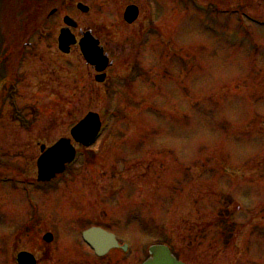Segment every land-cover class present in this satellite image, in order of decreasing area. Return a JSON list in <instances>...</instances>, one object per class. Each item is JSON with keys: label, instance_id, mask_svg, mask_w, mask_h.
I'll return each mask as SVG.
<instances>
[{"label": "rangeland", "instance_id": "374dc122", "mask_svg": "<svg viewBox=\"0 0 264 264\" xmlns=\"http://www.w3.org/2000/svg\"><path fill=\"white\" fill-rule=\"evenodd\" d=\"M62 1L34 0L41 6L33 21L28 0L0 4L7 48L18 58L32 35L31 52L48 54L69 14L97 33L116 70L91 97L93 74L73 53L67 60L83 75L82 100L65 102L53 85L47 94L27 77L17 102L22 122L2 108L0 264H17L20 252L39 264H142L154 244L169 245L185 264H264V0H67V11L49 20ZM131 3L142 8L139 34L118 19ZM147 5L158 36L144 24ZM53 58L50 66L25 61L19 73L64 76L57 68L65 62ZM132 64L143 71L135 82ZM88 113L101 117L100 140L77 145L75 166L37 184L38 144L70 137ZM94 226L129 252L94 257L81 238ZM47 233L53 243L44 242Z\"/></svg>", "mask_w": 264, "mask_h": 264}, {"label": "water", "instance_id": "95a60500", "mask_svg": "<svg viewBox=\"0 0 264 264\" xmlns=\"http://www.w3.org/2000/svg\"><path fill=\"white\" fill-rule=\"evenodd\" d=\"M79 8L83 12H88V8L83 5H79ZM126 20L130 23L134 22L138 17V10L135 7H129L126 11ZM66 22L69 24V20ZM60 50L68 53L69 47L75 44L74 37L69 34L68 30H63L59 39ZM82 52L85 60L91 66H94L98 72H104L112 63L101 48H99V42L93 39L91 36L81 42ZM99 82L105 80V76L97 78ZM101 128V121L97 114L90 113L82 120L71 132L73 139L84 146H89L94 143L99 135ZM42 156L38 161L39 169V182H50L57 175L62 174L66 166L73 163L76 151L71 144V140L63 139L59 141L55 146L45 150L42 148ZM83 238L95 251L97 256H105L111 250L119 248V244L116 241L114 235L107 233L100 228H92L83 234ZM53 237L47 234L44 237V241L51 243ZM127 251V247L123 248ZM149 254L152 256L145 264H183L175 259L170 250L165 246H153L149 250ZM18 264H37L36 259L29 253H21L17 258Z\"/></svg>", "mask_w": 264, "mask_h": 264}, {"label": "flooded vegetation", "instance_id": "af4514ba", "mask_svg": "<svg viewBox=\"0 0 264 264\" xmlns=\"http://www.w3.org/2000/svg\"><path fill=\"white\" fill-rule=\"evenodd\" d=\"M66 1V2H65ZM63 0L61 3V7H59V10L57 11L56 15L59 14L60 12L64 11L66 12L68 9V4H67V0ZM79 4L76 2H73L72 6H76L77 9V5ZM131 5H135L138 7L140 14H139V18L137 19V21L131 25L125 23L123 21V26H125L127 29H129V31L133 30L135 33L139 34V30L137 28L138 23L141 22L142 17H143V13H142V8L140 5H138V3H132ZM78 11V9H77ZM66 17H71V15H65ZM119 19H123L124 17L119 16ZM77 22V21H76ZM145 23H148V20L145 19ZM77 26L76 28L72 29V34L76 37V41L79 43L80 41H82L85 38V35L87 33H92L97 39L100 40L101 45L103 44L101 42V39L99 38V36L97 35V33L93 32L92 29L89 28H83L82 25L77 22ZM65 27V26H64ZM63 28V27H62ZM105 49V52L108 54L109 58L111 61H113V66L110 67L107 71H105V75L106 80L104 83H98L97 77L102 76V74H99L95 71L94 68L92 67H88V69L90 70V72L93 74L94 77V82L91 81V97H93L96 93V87L100 86V85H105L107 82H109L110 78H111V74L116 70L115 69V60L116 58H114V55L112 53H110L107 48L105 47V45H102ZM5 48L0 47V112L2 113V108L4 107L5 109H10L11 111H16V119H18V121L20 122V112L17 110V108L12 107V104H15L16 102H19V98L20 96V86H21V81L23 78H35L37 77V81H39V88L43 89L44 93L49 94V88L53 85L55 89H52V93H55V96H58L60 98L61 93L65 94V99L64 101H73L72 97L73 95L75 96V99L78 100H82L83 98V75L81 73H79V71H76V67H74V61L69 59L67 60V58L72 57L73 53H77L80 55V57L82 58L81 62L84 61L81 50L79 45L74 46L73 48H71L70 54H62L59 52V49H53L51 52H47L48 54H35L37 52L32 53V47H31V43H27L25 45V47L23 48V52L19 54L18 58H15V54H14V49H6ZM136 51V55L138 56V50L135 48ZM51 56H53V60L55 61H64V65H62L60 68H57L60 70V74H63L64 76L60 77V75L57 78H50V81H47L45 78L47 76V73L45 74H41L36 76L35 72L32 71V68H28L23 70L21 73H19L20 70V64H24L25 61L29 62V65L31 64L30 62L32 61H49L48 65L50 66L52 63V59ZM136 56V57H137ZM20 57V58H19ZM47 57V58H46ZM17 60V63H16ZM136 60V58H135ZM70 61V62H69ZM76 62V61H75ZM17 65V66H16ZM76 65V64H75ZM19 66V69H15ZM57 69L53 68V73H57ZM72 70L76 71L73 77L72 74ZM129 75H131L134 78H142L143 76V71L141 69V67L137 64H132L130 65L129 71H128ZM138 74V76H137ZM45 77V78H43ZM19 78V79H18ZM21 79V80H20ZM96 79V80H95ZM29 80V79H27ZM52 88V87H51ZM57 88H59L60 90H57ZM63 90V91H62ZM99 94V93H98ZM97 95V94H96ZM63 99V98H60ZM48 147L50 145H47Z\"/></svg>", "mask_w": 264, "mask_h": 264}]
</instances>
